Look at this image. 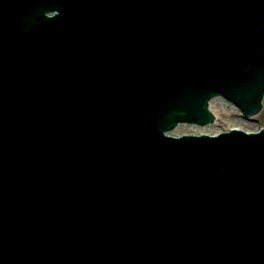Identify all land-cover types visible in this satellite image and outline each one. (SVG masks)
Returning <instances> with one entry per match:
<instances>
[{
	"label": "water",
	"instance_id": "water-1",
	"mask_svg": "<svg viewBox=\"0 0 264 264\" xmlns=\"http://www.w3.org/2000/svg\"><path fill=\"white\" fill-rule=\"evenodd\" d=\"M263 98L264 0H0V264L264 248V129L169 134Z\"/></svg>",
	"mask_w": 264,
	"mask_h": 264
},
{
	"label": "bare ground",
	"instance_id": "bare-ground-1",
	"mask_svg": "<svg viewBox=\"0 0 264 264\" xmlns=\"http://www.w3.org/2000/svg\"><path fill=\"white\" fill-rule=\"evenodd\" d=\"M217 102L221 103L222 105L224 104V102L226 103V101L223 102V100H211V105H212L213 111L215 112V110L217 108L220 112L226 113L225 110L219 109V106H217ZM228 113L230 115L229 118L234 119V117H235L234 111H231V112H228ZM260 114L261 113H258L257 115H254L252 117L245 118L246 121H243L242 120L243 118L242 119L239 118L237 120V122L239 121L238 122L239 124L234 125V126H239L241 128H251V127H249V125L254 124L252 122H255L256 120H258L260 118ZM246 124H247V126H246ZM182 125H179L178 124L174 129H172L173 131L171 133H175V134H183V133H186L187 134V133H191V132H194V131H197V130H216V129H222L221 127H219L217 125V117H216L215 122H210V123L204 124L201 127H197V126H184V125L182 126ZM231 127H229V128H231ZM256 127H259V125L257 124Z\"/></svg>",
	"mask_w": 264,
	"mask_h": 264
},
{
	"label": "rangeland",
	"instance_id": "rangeland-1",
	"mask_svg": "<svg viewBox=\"0 0 264 264\" xmlns=\"http://www.w3.org/2000/svg\"><path fill=\"white\" fill-rule=\"evenodd\" d=\"M217 106H219V109H223L226 111V113H224V112L222 113L216 108L217 111L215 110V112H214L216 117H217V125L219 127H221V128H229L231 126L232 127H239V126H234V125L239 124L238 123L239 121L237 122V120L239 118L242 119L238 110H235L232 106H227L226 103H224L222 105L221 103L217 102ZM231 111H234V115H235L234 119L229 118L230 115L228 112H231ZM262 111L263 112H262V114H260V118L258 120H256L255 122H252L254 124L249 125V127H251V128L256 127L257 124L259 126H264V104H263ZM242 120L246 121V119H242ZM246 126H247V124H246Z\"/></svg>",
	"mask_w": 264,
	"mask_h": 264
}]
</instances>
